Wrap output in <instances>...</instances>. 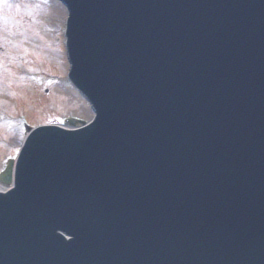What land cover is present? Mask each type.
Wrapping results in <instances>:
<instances>
[{
    "label": "rangeland",
    "instance_id": "obj_1",
    "mask_svg": "<svg viewBox=\"0 0 264 264\" xmlns=\"http://www.w3.org/2000/svg\"><path fill=\"white\" fill-rule=\"evenodd\" d=\"M0 13L4 14L3 20L0 21V41L2 42L0 45L14 53L22 48H31L36 56L42 55L44 61H26L27 68L36 70L43 67L44 70L50 71L52 76L57 75L64 79L63 74L66 66L60 36L65 14L63 7L54 1L0 0ZM30 22L32 24H28ZM37 23L40 26L43 25L44 29L49 28L51 30V32L45 31L43 33L44 39L31 38V33H28L30 29L36 27L35 24ZM24 25H27L25 31ZM51 33H54V36H51ZM3 40L5 41L3 42ZM54 43L59 47L58 50L54 49ZM37 63H40V66ZM18 68L21 70L20 67ZM19 88L15 89L16 92L17 90L19 92L11 98L13 103L10 108L15 110L13 107L17 105L19 112L22 110V114L27 111L25 117L29 119L30 126L47 123V110L55 111L56 107L59 109L57 115H61V119L65 121L68 119L87 121L91 117L88 107L77 96L73 95L67 86L60 85L57 87V84L53 85V91L47 95H44L40 89L34 90L30 89L31 87L20 85ZM0 96L6 98L3 95ZM1 156L3 154L0 151Z\"/></svg>",
    "mask_w": 264,
    "mask_h": 264
},
{
    "label": "water",
    "instance_id": "obj_2",
    "mask_svg": "<svg viewBox=\"0 0 264 264\" xmlns=\"http://www.w3.org/2000/svg\"><path fill=\"white\" fill-rule=\"evenodd\" d=\"M8 178V180H9V173L7 174V176H6V179Z\"/></svg>",
    "mask_w": 264,
    "mask_h": 264
},
{
    "label": "bare ground",
    "instance_id": "obj_3",
    "mask_svg": "<svg viewBox=\"0 0 264 264\" xmlns=\"http://www.w3.org/2000/svg\"><path fill=\"white\" fill-rule=\"evenodd\" d=\"M3 188V186L1 187V185H0V189H2Z\"/></svg>",
    "mask_w": 264,
    "mask_h": 264
}]
</instances>
